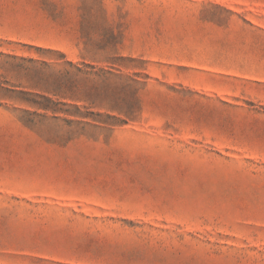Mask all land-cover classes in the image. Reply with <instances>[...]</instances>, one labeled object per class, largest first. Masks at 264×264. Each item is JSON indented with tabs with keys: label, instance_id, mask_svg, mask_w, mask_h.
Instances as JSON below:
<instances>
[{
	"label": "rangeland",
	"instance_id": "1",
	"mask_svg": "<svg viewBox=\"0 0 264 264\" xmlns=\"http://www.w3.org/2000/svg\"><path fill=\"white\" fill-rule=\"evenodd\" d=\"M0 264H264V0H0Z\"/></svg>",
	"mask_w": 264,
	"mask_h": 264
},
{
	"label": "trees",
	"instance_id": "2",
	"mask_svg": "<svg viewBox=\"0 0 264 264\" xmlns=\"http://www.w3.org/2000/svg\"><path fill=\"white\" fill-rule=\"evenodd\" d=\"M123 121V120H122Z\"/></svg>",
	"mask_w": 264,
	"mask_h": 264
}]
</instances>
